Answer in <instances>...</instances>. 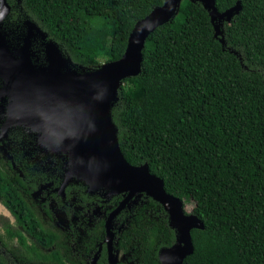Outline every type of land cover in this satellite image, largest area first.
<instances>
[{"label": "trees", "instance_id": "16d2710c", "mask_svg": "<svg viewBox=\"0 0 264 264\" xmlns=\"http://www.w3.org/2000/svg\"><path fill=\"white\" fill-rule=\"evenodd\" d=\"M21 1L25 17L85 70L100 58L119 59L135 23L164 2ZM236 3L239 11L220 28L222 44L203 5L181 0L147 35L139 74L122 80L110 108L126 161L146 163L174 197L202 200L192 213L203 228L191 230L193 251L183 264H264V0H214L220 13ZM16 135L27 137L21 129ZM26 165L0 154V203L31 237L8 229L27 256L10 262L0 245V264H90L99 249L97 264H107L104 224L123 194L104 200L71 183L64 201L56 193L43 201L35 192L45 173ZM136 199L114 218L115 248L133 264H160L158 252L174 244L175 231L159 203ZM51 203L85 227L72 226L70 235L56 226Z\"/></svg>", "mask_w": 264, "mask_h": 264}, {"label": "water", "instance_id": "95a60500", "mask_svg": "<svg viewBox=\"0 0 264 264\" xmlns=\"http://www.w3.org/2000/svg\"><path fill=\"white\" fill-rule=\"evenodd\" d=\"M180 1L164 0L138 20L119 59L81 72L70 67L71 59L36 23L26 22L27 33L13 51L9 48L10 40L0 30V100L5 101L2 131L14 126L26 128L36 134L41 148L66 154L68 165L61 189L76 178L86 185L88 193L103 190L106 198L124 195L104 224L108 264H115L112 221L131 199L141 194L163 207L168 224L175 231L174 244L158 252L160 264H183L193 251L191 230L203 228L195 214L185 212L183 200L165 191L163 180L151 174L146 163L134 166L126 161L110 114L122 80L136 76L141 70L147 35L176 14ZM192 1L200 2L208 11L214 35L224 44L220 28L223 21L229 22L239 11V3L220 13L214 0ZM3 2L0 22L8 11ZM34 37L42 40L44 64L33 63L31 59ZM92 258L90 264H97V255Z\"/></svg>", "mask_w": 264, "mask_h": 264}, {"label": "rangeland", "instance_id": "374dc122", "mask_svg": "<svg viewBox=\"0 0 264 264\" xmlns=\"http://www.w3.org/2000/svg\"><path fill=\"white\" fill-rule=\"evenodd\" d=\"M23 38V37H22ZM22 38L15 39L17 42L20 40V43L22 42ZM35 40L40 43V47H34L32 45V52L34 55L32 56L33 63L38 64H44V56L42 53V46H41V38L36 37ZM9 48L10 50L12 48L17 47L20 45L19 43L13 44L11 41H9ZM38 50V51H34ZM13 51V50H11ZM63 52V51H62ZM65 55V54H63ZM102 63L103 59H99ZM71 68L77 70L78 72H81L83 68L76 67L73 63L70 66ZM1 82V81H0ZM4 100V99H3ZM0 100V103H2V108L4 110L5 108V101ZM3 117L5 116L4 112L2 113ZM2 127V126H1ZM21 129L26 134L27 137L22 138L20 141L16 140V130ZM9 131H12V135H10V139L8 140H1L0 137V154H2L5 157H8L9 159H16L17 162H25L28 166L31 164V166L27 167L23 166L26 169H31L36 172L42 171L45 173L44 179L42 178H36L38 180V189L36 190L35 194L37 197H39L41 200L47 199L49 202H53V198L50 197L51 194L56 193L61 197L62 200L65 198L64 190L65 188L61 189V183L65 176V170L68 165V158L66 154L62 153H50L49 151L45 150L44 148H41L38 144L36 134L31 132L30 130L20 127V126H14L9 129ZM4 134L8 131H3ZM2 134L0 133V136ZM10 144V146L8 144ZM14 167L16 168L15 164ZM59 180V184L57 186L54 185L55 180ZM79 184L82 183L85 187L86 185L79 179L72 178L67 184ZM87 190V187H86ZM97 193L100 197H102L104 200H107L104 196L103 190H96L91 192L90 194ZM124 196V195H123ZM137 197V196H136ZM134 197L131 199L128 204L125 206L127 210L131 209V207L135 204H137V199ZM202 204V200L200 197H193L189 199L188 201L184 202V210L186 213H192L194 210H196L200 205ZM50 209L53 213L54 218L56 219L57 224H65L67 222L66 217L64 213L53 207L52 203L50 204ZM95 212L99 213V209L95 208ZM115 221L113 219L112 221V231L114 227ZM122 226V224H120ZM7 229L11 230H20L18 225L16 224L14 218L11 216L9 211L0 203V240L5 245V247L9 250V253H11L13 256L18 255V252L20 250L19 245L17 244L16 240L10 239ZM116 242V241H115ZM112 255L113 260L115 264H133L130 261H127L128 254L121 251L120 249H114L112 247ZM93 259V258H92ZM93 263V261H92Z\"/></svg>", "mask_w": 264, "mask_h": 264}, {"label": "flooded vegetation", "instance_id": "af4514ba", "mask_svg": "<svg viewBox=\"0 0 264 264\" xmlns=\"http://www.w3.org/2000/svg\"><path fill=\"white\" fill-rule=\"evenodd\" d=\"M21 2H22L21 0H4V2H3V3H5L4 5H7L8 11H7V14L3 17V19L0 22V30L6 34V37H8V39L13 44L20 43V40L17 42V40L15 41V39H19V38L24 37L25 34L27 33V30H28V26H27L26 22L29 20V18L25 17L26 14L23 11V6H22ZM0 5H1V0H0ZM29 21H31V20H29ZM32 42H33V46L34 47H38V48L40 47V43L35 40V37L33 38ZM1 106H2V103H0V133L2 134L0 137H1V140H6L7 141L8 138L10 139V135H12V131H9L8 130V132L5 133V134L2 131L1 126H2L3 121H4V117H3V114L2 113L4 112V110H3V108ZM8 145L10 146V144H8ZM9 160L11 162H13V159H9ZM45 200L46 199H44L43 201H45ZM70 219H72V218H70ZM68 221H69V218H68ZM55 225L56 226H59V227H61L63 229L64 228L68 229V231L70 232L69 233L70 235H72V230H71L72 229V226L76 230H77L78 227H81V228L82 227H85V225L84 226H81V224H77L76 222H71V223L70 222H66L65 224H62V225L55 223ZM18 227H19L20 231L22 232V234L25 236V239L29 242L30 239H31L30 235L25 230H23L19 225H18ZM12 231H14V230H12ZM118 232H119V228H118V226L116 224L113 227V233H114L113 248L114 249H115V244H116L115 237H116V234ZM7 233H8V229H7ZM8 235H9V233H8ZM9 237H10V239L16 240L17 244L19 245V243H18V241H17V239L15 237H13L12 235H9ZM73 241H74L73 239H69L68 240V244L71 245V246H73L74 245V242ZM76 241L77 242H80V239L77 238ZM103 242H104L105 249H106L105 241L103 240ZM0 245L4 246L5 249H4L3 253H6L8 255V260L10 262H15L16 263L18 261V257L19 256H23V257L24 256H27L26 249H24L20 245H19L20 250L17 251L18 252V255H14V256L11 253H9V250L5 247V245L2 243L1 240H0ZM98 252H100V249L96 253L97 260H98V257H99ZM92 257H91V259H92ZM97 260H96V263H97ZM106 260H107V250H106ZM107 264H108V261H107Z\"/></svg>", "mask_w": 264, "mask_h": 264}]
</instances>
